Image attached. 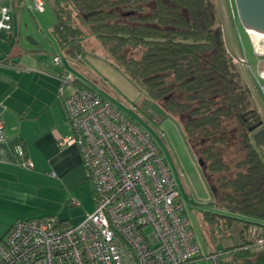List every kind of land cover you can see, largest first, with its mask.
Segmentation results:
<instances>
[{
  "label": "trees",
  "instance_id": "obj_1",
  "mask_svg": "<svg viewBox=\"0 0 264 264\" xmlns=\"http://www.w3.org/2000/svg\"><path fill=\"white\" fill-rule=\"evenodd\" d=\"M54 12L52 35L71 57L84 54L85 41L95 37L142 94L181 125L218 209L204 212V222L233 239L220 250L225 258L219 264H264V247L254 246L250 235L253 227L264 232V147L253 139L264 119L230 53L215 4L55 0ZM234 142L239 157L232 164L223 150Z\"/></svg>",
  "mask_w": 264,
  "mask_h": 264
},
{
  "label": "built area",
  "instance_id": "obj_2",
  "mask_svg": "<svg viewBox=\"0 0 264 264\" xmlns=\"http://www.w3.org/2000/svg\"><path fill=\"white\" fill-rule=\"evenodd\" d=\"M46 3L0 0V31L12 30L14 13H43ZM54 63L62 65L61 57L55 56ZM258 78L264 82V70L258 69ZM76 83L69 71L60 77L59 96L64 97L68 86L73 92L64 100L71 135L59 147H78L96 209L78 226L61 225L54 217L18 220L0 242V264H219L223 253L202 254L156 139L129 113ZM4 136L0 120V140ZM15 152L22 166L32 167L23 144ZM263 233L250 229L259 249L264 247Z\"/></svg>",
  "mask_w": 264,
  "mask_h": 264
},
{
  "label": "crops",
  "instance_id": "obj_3",
  "mask_svg": "<svg viewBox=\"0 0 264 264\" xmlns=\"http://www.w3.org/2000/svg\"><path fill=\"white\" fill-rule=\"evenodd\" d=\"M15 14L12 30L0 31V120L5 126L0 140V242L18 220L56 218L75 202L71 197L87 193L89 185L78 147H59V141L71 135L64 97L59 96L60 77L69 71L77 76L78 87L91 88L77 72L82 66L74 59L56 65L57 52L50 56L29 47L15 25ZM51 46L63 49L56 40ZM71 58L82 61L84 54ZM18 143L24 145L32 167L20 164Z\"/></svg>",
  "mask_w": 264,
  "mask_h": 264
},
{
  "label": "rangeland",
  "instance_id": "obj_4",
  "mask_svg": "<svg viewBox=\"0 0 264 264\" xmlns=\"http://www.w3.org/2000/svg\"><path fill=\"white\" fill-rule=\"evenodd\" d=\"M211 1L216 6L217 19L224 29L230 53L252 92L251 101L259 109L264 119V92L261 90L264 82L258 78V69L264 70V53L256 51L252 38L238 18L234 0ZM54 2L55 0H47L46 10L43 13L24 10L21 14L14 15L15 25L19 24L20 26L22 40L28 43L29 47L44 49L50 56L57 52L62 60L74 59L73 61L79 62L82 67H77V72L84 77V83L86 82L93 90L110 100L116 108L129 113L136 122L152 134L179 185L181 200L185 205L186 215L196 234L202 254L205 257L210 254H219L222 248L233 242V239L228 238L225 231H220L217 227H210L204 222V212L217 211L218 209L212 205L213 194L210 185L202 172L198 157L185 139L181 125L170 116L158 121H151L145 117L139 105L143 99L142 92L115 66L95 37L89 36L85 41V53L82 61L71 58L66 49L57 48L54 50L51 46V43H55L52 32L57 24ZM6 4L7 6L11 5L10 2H6ZM33 41H36L37 45H34ZM245 58L248 65L245 63ZM72 91V86L66 87L64 100ZM136 106L138 111L134 112L133 108ZM236 142L238 141L236 140ZM238 152L239 145L235 142L230 145V148L227 147L223 150L226 161L232 164L235 163L236 157H239ZM82 195L83 197H81ZM82 195L71 197L78 204L73 201L68 203L62 213L56 216V219L64 221L67 226L80 225L87 218L85 214L93 213L96 209L90 183L88 192H82ZM224 258L225 255H220L218 262L220 263ZM206 263L214 264L212 260H208Z\"/></svg>",
  "mask_w": 264,
  "mask_h": 264
},
{
  "label": "water",
  "instance_id": "obj_5",
  "mask_svg": "<svg viewBox=\"0 0 264 264\" xmlns=\"http://www.w3.org/2000/svg\"><path fill=\"white\" fill-rule=\"evenodd\" d=\"M238 18L246 31L250 32L255 49L264 53V0H234ZM140 109L148 120L158 121L168 116L165 109L157 102L144 97ZM254 141L264 145V127L253 135ZM201 163V162H200Z\"/></svg>",
  "mask_w": 264,
  "mask_h": 264
},
{
  "label": "bare ground",
  "instance_id": "obj_6",
  "mask_svg": "<svg viewBox=\"0 0 264 264\" xmlns=\"http://www.w3.org/2000/svg\"><path fill=\"white\" fill-rule=\"evenodd\" d=\"M250 33V32H249Z\"/></svg>",
  "mask_w": 264,
  "mask_h": 264
}]
</instances>
